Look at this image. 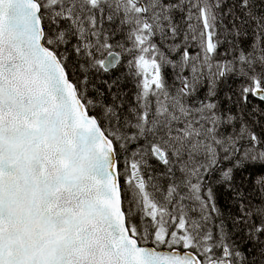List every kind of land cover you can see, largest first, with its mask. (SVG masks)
Here are the masks:
<instances>
[{
	"label": "trees",
	"instance_id": "obj_1",
	"mask_svg": "<svg viewBox=\"0 0 264 264\" xmlns=\"http://www.w3.org/2000/svg\"><path fill=\"white\" fill-rule=\"evenodd\" d=\"M38 1L44 45L61 61L88 114L114 144L122 190L134 154L144 160L137 179L148 192L166 194L173 203L176 196L189 193L185 183H196L202 176L205 192L197 198L208 206V215L196 221L210 259L226 255L230 264H264V0H155L153 18L167 21L151 38L172 50V67L182 68L178 71L185 87L181 101L186 106H209L199 111L195 121L212 117L206 145L214 152H204L208 158L216 154L222 160L221 168L208 171V160L197 157V173L187 182L181 172L188 169L186 161L164 162L161 150L152 149L154 145L170 147V138L159 137V130L146 134L149 130L141 129L137 71L133 57L126 59L123 54L134 49L135 41L123 0H108L101 11L98 0ZM136 2L130 0L129 5ZM201 10L207 12L213 41L210 50L202 42ZM194 49H198V59L192 55ZM109 52L117 53L121 61L105 71L101 63ZM170 83L178 88L176 77ZM123 201L128 228L132 230L136 223L137 237L150 231L134 221V214L131 219L133 199L126 195ZM144 242L154 245L149 237Z\"/></svg>",
	"mask_w": 264,
	"mask_h": 264
},
{
	"label": "water",
	"instance_id": "obj_2",
	"mask_svg": "<svg viewBox=\"0 0 264 264\" xmlns=\"http://www.w3.org/2000/svg\"><path fill=\"white\" fill-rule=\"evenodd\" d=\"M39 12L34 0H0V264H197L123 253L114 148L43 46Z\"/></svg>",
	"mask_w": 264,
	"mask_h": 264
},
{
	"label": "rangeland",
	"instance_id": "obj_3",
	"mask_svg": "<svg viewBox=\"0 0 264 264\" xmlns=\"http://www.w3.org/2000/svg\"><path fill=\"white\" fill-rule=\"evenodd\" d=\"M93 1L94 0H89V3ZM129 1L130 0H123V4L125 6V10L127 11V13L125 12L127 19L134 28L135 41L134 49L129 53L124 52V54L126 59H129L132 56L134 57V65L138 72V78L141 79L142 91L147 95L156 94L155 97H152L149 100L150 102H154L152 113H147L140 119L141 129L144 130L147 128L149 132H145L146 134H149L150 132L154 134L157 133L158 130H162V134H158V136L170 138V148L174 158L177 159L178 157H185L181 163L186 161V163L189 164L188 169H183V171H181L184 173L183 176L184 179H186L185 182H187L190 178L193 180L197 173V169L195 171V164H198L197 157H201L204 161L208 160V163L210 164L208 156L205 155V153L200 152V150L205 151V149L209 146L206 145V141H208L206 129L209 127L208 123H210V120L212 121V117L210 116V118L204 122L201 120L195 121V119L198 118L199 111L209 109V106L202 107L203 104L200 105L198 103L186 106V103L181 101L183 93H176L168 88V82L161 77V69L165 65L170 67L172 66L174 54L172 53V50H167L163 46L160 47L156 45L151 38V36L159 33L160 30L165 27L167 18H165L164 21H156L155 15L153 18L154 24L152 25V28H150L149 21L146 19L145 10L150 8L157 9V3L155 0H139L137 4H134L133 6L129 5ZM98 4H100L101 7L98 8L97 6L96 8L101 11L105 5H109V2L108 0H98ZM112 8L113 5L109 7L108 10ZM108 10L103 12H108ZM201 17L202 24L200 27V33L202 36V42L206 48L210 50L213 46V41L209 32V22L206 10H201ZM154 48H159L160 51L156 53ZM136 54L139 55L137 59H135ZM192 55L194 59H198L200 56L198 49H194L192 51ZM172 69L174 72H182L181 67H173ZM145 104L148 103L144 101L141 107L146 106ZM161 140L162 139L157 141L160 142ZM160 150V147H156V151ZM169 154L171 155V153L167 154L168 157L170 156ZM161 155L164 156L162 153ZM131 162L132 163L126 177L128 181L135 184L137 183V175L140 171L139 164L143 163L144 160L141 154H134L131 157ZM213 164L214 162H211V165ZM178 171L180 174V170ZM192 182L195 184L194 181ZM138 195L141 197L139 201L140 204L145 206H150L152 204L149 197L145 195V190L138 191ZM204 204V202L197 204L199 211H205L204 208H206L207 205L204 207ZM177 205L182 208L179 205V202ZM157 206L158 212L161 214H163L166 210L168 212L172 210V205L169 203H161ZM197 216L196 212L190 213L187 217L182 218V222H194ZM152 234V240L155 244H161V241L165 239L166 241L162 243L164 246H180L183 248L189 247L193 244L191 248L192 251H202V259L205 261H208L209 259V250L204 248L201 242L196 240L194 241L193 235L186 232V230L179 231L176 228H170L166 229L164 232L157 230ZM179 243L180 245H174Z\"/></svg>",
	"mask_w": 264,
	"mask_h": 264
}]
</instances>
